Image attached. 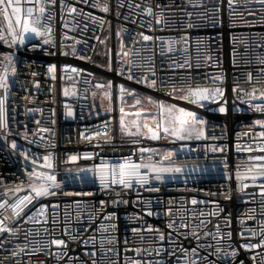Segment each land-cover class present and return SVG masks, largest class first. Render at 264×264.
Returning a JSON list of instances; mask_svg holds the SVG:
<instances>
[{
    "label": "built area",
    "instance_id": "2783aa9c",
    "mask_svg": "<svg viewBox=\"0 0 264 264\" xmlns=\"http://www.w3.org/2000/svg\"><path fill=\"white\" fill-rule=\"evenodd\" d=\"M93 3H107L109 11L92 7ZM71 5L77 7L76 13L68 11ZM28 6H24L22 14H26ZM149 6L153 8L151 15L143 10ZM46 9L44 20L52 29L50 39L47 35H28L23 45L11 47L10 38L8 43L0 40V54L13 53L18 67L17 74L9 79L7 129H0V201L11 204L29 195L31 190L27 185L31 181L27 173L34 170L55 175L61 187L52 189L57 192L55 196L32 200L18 219L13 217L10 207H0V219L13 220L9 225L13 231L0 232V264H92L93 258L85 251L86 247L91 250L93 243L97 264H125L126 256L147 264L149 257L138 255L134 249L147 248L151 252L163 244L171 252V245L156 239L158 234L133 233L132 228L151 224L167 233L173 231L167 228L169 219L177 225L189 223L190 227L193 219L211 221L203 231L213 232L219 222L223 232H232L231 240L225 237L221 241L224 250H229L228 244L239 248L235 264L239 261L253 264L252 253L239 247L252 237L241 238L239 233L241 227L256 229L258 242L259 221L264 219L261 215L264 195L258 187L264 184V178L257 177L254 186L251 175L245 174L250 163L247 158L264 155L255 150L264 139L259 136L264 129L254 124L255 120L264 119V113L254 110L246 95L255 87L257 98L252 103H264L259 99V91L264 89V74L260 72L264 64L259 62L264 59V4L258 0H232L230 8L229 0H123L121 7L117 0H88L87 4L65 0L62 12L57 0L55 5L46 4ZM48 16L52 17L50 21ZM12 19L15 23L14 17ZM189 23L196 27H187ZM0 27L6 31L2 15ZM141 33L152 39L145 41ZM182 37L187 39V44ZM45 39H49L47 44L43 43ZM105 43L106 50L100 55L105 64H100L96 56ZM33 44L38 47L33 49ZM185 60L190 61L192 67L170 66L173 62L183 64ZM49 65H55L53 72L48 71ZM249 72L253 77L251 83L247 82ZM221 76L223 83L213 82ZM153 80L155 86H152ZM236 84L244 88L245 93L233 92ZM173 85L177 89L175 97L169 95ZM189 87H222L225 93L220 100L205 101V107L201 108L179 99L180 89ZM97 89H102L108 97L107 106L96 105L93 93ZM131 92L163 99L196 112L207 121L203 126L204 136L180 140L171 132L163 133L162 127L157 125L151 129L158 134V139H152L151 131L131 134L121 123L120 106L121 99ZM2 95L4 89H0ZM221 104L226 107V113L217 110ZM69 108L72 116L67 115ZM41 128L49 131L39 132ZM94 132L100 135H93ZM13 140L17 143L15 150L11 147ZM213 147H223L225 151L213 152ZM248 147L254 151H246ZM147 149L154 151H142ZM169 150H175L176 155L170 160H161V154ZM25 151L29 156L27 160L21 155ZM50 153L52 169L44 167L43 160ZM85 153L90 156L86 157ZM72 155L78 156L74 162L68 159ZM225 158L227 168L224 167ZM126 160L185 167L182 173H165L163 181H156L153 172L141 169L147 172L148 183L141 185L133 178L129 188L118 182L112 185L110 177L109 186L102 187L99 176L91 171L93 165H113ZM238 168L242 175L240 181L236 178ZM78 169L89 171L80 173ZM243 184L249 187L240 191ZM18 185L22 186L20 192L6 191ZM157 188L159 191L155 190ZM229 191L231 199H225ZM138 197L144 202L140 206L136 203ZM193 198L199 203L193 205ZM101 200L106 201L103 211H99ZM145 206H150L154 215L148 216ZM169 207L173 210L171 217L165 211ZM41 210L42 216L38 215ZM213 211L217 215H207ZM90 212L95 213L91 220ZM157 212L159 216L155 215ZM201 212L206 215L200 216ZM109 213H115V217L106 221L104 218ZM248 214L255 219H247ZM226 217H230V227H225ZM101 223H115L116 230L105 233L100 229ZM178 231L186 233L188 230L178 228ZM104 236L116 237L113 244L105 241L106 247L114 248V252L101 250ZM92 237L94 242L86 246L83 241ZM54 239L65 240L66 246L52 244ZM172 239L176 240L177 236L174 234ZM179 242L184 247L196 243L191 236L185 239L183 235ZM202 242L216 243L203 237ZM125 247L129 251L125 252ZM37 248L43 251L31 256L26 254ZM255 252L261 254L264 249ZM181 255L177 248L175 257L164 254L163 259L165 264L170 260L171 264H177ZM257 258L264 264V255ZM151 259L161 257L152 256ZM210 259L214 260L215 256Z\"/></svg>",
    "mask_w": 264,
    "mask_h": 264
},
{
    "label": "snow or ice",
    "instance_id": "6c2138e0",
    "mask_svg": "<svg viewBox=\"0 0 264 264\" xmlns=\"http://www.w3.org/2000/svg\"><path fill=\"white\" fill-rule=\"evenodd\" d=\"M61 11L63 12V9L65 7V0H59ZM79 2H82L84 4L88 3V0H79ZM259 3L264 4V0H258ZM57 3V0H23V3H21V0H0V15L4 17V20L6 21V31L0 27V40L4 41V43H8V38L11 39V46L16 45H23L25 40L28 38V35H35L37 37L42 36H48L49 39L50 33L52 31L50 25L45 22L44 17L45 13L47 11L46 4L55 5ZM117 3L122 7L123 6V0H117ZM30 5L26 9V14L24 13V6ZM232 0H229V7L231 8ZM92 7L99 8L100 10L104 12L109 11V5L107 3L101 5L99 3H93L91 5ZM131 7V5H129ZM137 8H140L141 5H136ZM9 9H11V13L9 12ZM144 12L151 15L153 12V8L151 6L145 7ZM68 11L70 13H76L77 7L75 5H71L68 7ZM91 15V14H86ZM119 15V13H117ZM189 16L192 14L189 13ZM12 17H15V23H13ZM52 19L51 16L47 17V20L50 21ZM93 20L96 19V17H92ZM159 22V21H158ZM189 28L196 27L195 24L189 23L187 25ZM19 29V30H18ZM27 34V35H26ZM143 35V39L145 41L152 39V37L148 35ZM49 39H45L43 43L47 44L49 42ZM185 44L188 43L187 39L181 38ZM200 41H197V44H199ZM38 45L33 44L32 48H37ZM3 56V59L0 60V67H2V71H0V89H4V95L0 96V129H7V117H6V102L9 95V79L10 77H14L17 74L18 67L17 62L15 60L13 53H3L0 54ZM125 55H128V53H125ZM210 59V57H208ZM261 64H264V59H261L259 61ZM235 63V62H234ZM171 67L175 68H185V67H192V64L190 61L185 60L183 64L173 62ZM199 66V65H197ZM55 70V65H49L48 71L53 72ZM260 72L264 74V68L260 69ZM35 75V73H33ZM133 77L130 75L129 79H132ZM253 77L252 73H248L247 82L251 83ZM214 83H223V77L221 76L219 80L213 81ZM156 81H152V86H155ZM109 85H111V82H109ZM98 87H102V85H98ZM121 90L123 91V86H121ZM233 92L237 93H245V89L241 88L239 84H236L232 88ZM177 93V89L175 85L172 87V92L169 93V95H173L175 97ZM225 89L222 87H216V88H208V87H189L186 90L180 89L179 93V99L189 101L192 104L198 105L199 107L203 108L205 107V101L209 100H220L224 97ZM65 95H68L67 91L65 92ZM248 96V102L250 106L254 107V110L264 113V103L260 104H253V100L257 98V89L253 87L252 91L250 93H246ZM149 99H151L149 97ZM259 99L264 101V89L259 91ZM139 103V101H137ZM159 110H160V118L162 121V124H158L157 127H162L163 133L168 134L170 132L171 125V135L174 137L179 138L180 140H193V139H200L202 136H204V128L203 126L206 125L207 121L200 118L196 112L194 111H187L184 108H177L175 104L169 105L167 108H165L164 102L159 101L157 102ZM217 110L220 113H226L227 109L226 107L221 104L218 106ZM31 111V110H30ZM124 109L121 108V112H123ZM167 113V117L164 116V113ZM72 110L69 108L67 115L72 116ZM170 118V119H169ZM155 119V117H153ZM54 122V121H53ZM121 123L123 124V120H121ZM37 124H39V121H37ZM254 124L257 126H260L262 129H264V119H257L254 121ZM148 127V125H145ZM39 132H48V128H41L38 130ZM149 131L152 132V139H158V134L153 131L149 127ZM83 136V133L81 134ZM93 135H100L99 132H94ZM106 135V134H105ZM259 136L261 138H264V131H261L259 133ZM26 138V136H25ZM88 138V137H85ZM12 149L17 148V143L15 140L11 142ZM184 147V145H182ZM238 147V151H239ZM246 151L252 152L254 151L253 148L248 147L245 149ZM259 152L264 153V139L257 145V149ZM142 151H154L152 149L142 150ZM211 151L216 152H224L225 149L223 147L216 148L213 147ZM207 152V150H206ZM21 155L24 156L25 160L29 158L27 151L21 153ZM174 155H176L175 150H169L163 154H161V160H170ZM86 157H89L90 154L85 153ZM70 161H76L78 159V156L72 155L68 158ZM248 161L250 162L246 168H245V174H250L251 179L253 181V185L256 186V180L257 177L264 178V155H251L248 158ZM44 160V167L48 169H52L54 167L52 162V154L45 155L43 157ZM32 163L35 164L36 160L33 159ZM184 165H177V164H169L168 166H156L154 164H145L143 162L141 163H134L131 161H124L122 163L113 164V165H107L104 163H101L99 165H93V168L91 171L95 175L99 176L100 183L102 187H108L109 186V180L108 177H110V183L112 185L117 184V182L125 187L129 188L131 187V183L133 178H135L136 182L144 185L148 183V174L147 172H142L141 169H148L149 171L153 172L154 179L156 181H163L165 179L164 174L165 173H182L184 169ZM224 167L227 168V158H225V164ZM80 173H84L89 171V169H78L77 170ZM29 180L31 181L27 187L31 190L29 195H23L19 197L15 203L9 204L8 201H0V207H4L7 205L10 207L13 211V217L19 218L21 212L23 211L24 207H26L27 204L31 203L34 199H39L46 196H55L57 195L56 191H53L52 189H60L61 182L57 180V177L51 173L48 172H41V171H31L27 173ZM236 178L238 181L242 179L241 172L239 171V168L236 172ZM249 187L248 184H243L242 188H239L240 191H243L244 188ZM261 195H264V184H261L258 186ZM22 190V186L18 185L14 190L9 189L6 191H15L20 192ZM156 191H159V189H155ZM34 194V195H33ZM71 193H66V195H70ZM79 195V193H77ZM91 195V194H89ZM225 199H231V192L224 197ZM124 203H128V201H123ZM100 209L99 211H103L104 206L106 205V201L101 200L100 202ZM113 203H119V201H113ZM137 206H140L142 202L141 198L138 197L137 199ZM172 201H169V204H171ZM191 203L193 205L199 203L195 198L192 199ZM53 207H56L55 205ZM218 207V205H217ZM262 209H264V204L261 205ZM144 211L148 216L154 215L153 211L151 210L150 206H145ZM166 214L171 217L172 215V208L169 207L166 210ZM254 211V210H250ZM95 213L90 212L89 213V220L93 218ZM38 215H43V211L41 210ZM155 215L159 216L160 213L157 212ZM206 214L201 212L200 216H205ZM207 215H217V212L213 211L211 213H208ZM262 216H264V211L261 213ZM79 216V214H78ZM193 216L195 217V213H193ZM115 217V213H109L104 219L106 221H111L112 218ZM142 219V217H137ZM247 219H255L254 216L248 214ZM55 222V221H53ZM211 221L207 220H199L198 222L193 219L191 222V227L189 223H183L181 222L179 225L172 220L169 219L167 222V228L172 229L173 231L170 232H162L159 228L147 224L146 227L141 228H132V232H144L148 231L154 234H158L156 236V239H158L160 242L167 241L172 248V251L169 252L167 249L164 248L163 244H161L158 248L153 249V251L149 252L147 248H136L134 251L139 255L143 254L145 256L149 257V260L147 261V264H165V261L163 259V255L167 254L169 256L175 257L176 249L178 248L182 255L178 258L177 264H228L229 260H231V264H235L236 259L239 255V248L233 247L232 244H228V251L224 250V247L221 245V241L227 237L228 240L232 239V232H223L221 230L219 222L214 226L215 231H203L204 228H206L207 224ZM13 223V220H10L8 217H4L0 219V232H3L4 230H8L9 232L13 231L9 225ZM225 227H230L231 221L230 217H226L224 219ZM241 224H243V221H241ZM260 228H259V239L258 242H256L257 238V230L253 228H243L240 229V236L241 238H244L246 236L252 237V239H246L243 243L240 244V248H243L245 251L251 252V259L253 261V264H260L258 260V255H264V253L257 254L255 252L256 249H264V219H261L259 221ZM116 224L115 223H101L100 229H102L105 233L113 232L116 230ZM178 228H183L188 230L186 233H181L178 231ZM19 229H16L18 231ZM67 234V229L65 230ZM177 236L176 240H173V235ZM183 235L185 239L188 238V236H191L192 240H194L195 246H189L184 247L183 244L179 242V237ZM202 237L204 240H207V238H211V240L216 241L215 244L202 242ZM72 239H77V237H72ZM94 237L85 239L83 243L87 246L89 243L94 242ZM144 237L141 236V240H143ZM105 241H107V244H113L116 242L115 236H104L101 239V250H106L107 252H114L115 249L112 247H106ZM52 244L58 245V246H66V241L63 239H54L51 242ZM125 245L128 244V240L125 239L124 241ZM23 251V249H21ZM43 251L42 248L34 249L30 253H26L27 255H35L37 252ZM129 251L127 247H125V252ZM85 254L92 257V264H97V260L95 257L97 256V251L95 250V245L93 243V248L91 250L87 249ZM13 256L16 255L15 252L12 253ZM118 255V253H117ZM152 256H159L161 259L159 260H152ZM215 256V259H210V257ZM125 264H145L144 261H141L139 259H129L127 256L125 257ZM168 264H171V260L168 261ZM239 264H244V261H239Z\"/></svg>",
    "mask_w": 264,
    "mask_h": 264
},
{
    "label": "rangeland",
    "instance_id": "374dc122",
    "mask_svg": "<svg viewBox=\"0 0 264 264\" xmlns=\"http://www.w3.org/2000/svg\"><path fill=\"white\" fill-rule=\"evenodd\" d=\"M106 45V43L102 45L100 55L106 50ZM93 97L95 98V103L98 107H104L109 104V99L102 89L95 90ZM149 97L151 99H149ZM137 101H139V103H137ZM159 101L164 102L165 108L172 105L169 101L158 99L143 93L131 92L126 94L120 101V106L124 109L122 112V120L125 129L131 134H147L149 133V127L152 128L158 124H162L160 110L157 104ZM164 116L167 117L166 112L164 113ZM153 117H155V119H153ZM145 125H148V127ZM169 127L171 132V125H169Z\"/></svg>",
    "mask_w": 264,
    "mask_h": 264
},
{
    "label": "trees",
    "instance_id": "16d2710c",
    "mask_svg": "<svg viewBox=\"0 0 264 264\" xmlns=\"http://www.w3.org/2000/svg\"><path fill=\"white\" fill-rule=\"evenodd\" d=\"M96 60H97V62H99L100 64H105V61H103V59L101 58L100 54H98V55L96 56Z\"/></svg>",
    "mask_w": 264,
    "mask_h": 264
},
{
    "label": "water",
    "instance_id": "95a60500",
    "mask_svg": "<svg viewBox=\"0 0 264 264\" xmlns=\"http://www.w3.org/2000/svg\"><path fill=\"white\" fill-rule=\"evenodd\" d=\"M28 42H30V41H28Z\"/></svg>",
    "mask_w": 264,
    "mask_h": 264
}]
</instances>
